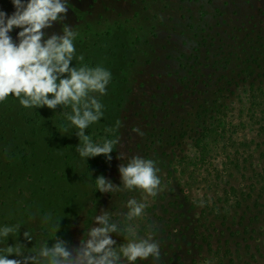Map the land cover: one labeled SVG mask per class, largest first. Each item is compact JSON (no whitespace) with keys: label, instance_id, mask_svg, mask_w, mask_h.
I'll use <instances>...</instances> for the list:
<instances>
[{"label":"rangeland","instance_id":"rangeland-1","mask_svg":"<svg viewBox=\"0 0 264 264\" xmlns=\"http://www.w3.org/2000/svg\"><path fill=\"white\" fill-rule=\"evenodd\" d=\"M66 6L45 39L71 27L70 66L110 71L106 94H95L103 117L86 134L119 143L111 161L82 159L71 106L25 108L14 95L0 102V228H15L0 237V255L9 246L34 254L56 238L78 248L107 212L123 233L111 234L117 249L125 236L158 243L159 260L135 264H264V0ZM0 11L10 17L16 8L0 0ZM19 31L9 33L17 43ZM136 156L159 169L154 196L123 190L119 165ZM100 175L120 187L99 192ZM133 199L145 207L129 221Z\"/></svg>","mask_w":264,"mask_h":264},{"label":"clouds","instance_id":"clouds-1","mask_svg":"<svg viewBox=\"0 0 264 264\" xmlns=\"http://www.w3.org/2000/svg\"><path fill=\"white\" fill-rule=\"evenodd\" d=\"M16 11L10 17L0 11V102L9 95L19 99L25 108L47 107L55 111L58 106H71L72 113L67 116L79 138L76 148L82 159L105 156L111 161L115 139H105L93 143L86 130L103 117V105L95 94L105 95L106 86L111 79L110 71L103 67H72L75 57L74 38L71 27L63 29L62 34H52L45 39L44 29L53 22L64 19L67 14V0H12ZM19 28L18 40L9 33ZM83 60V56L79 57ZM51 97V98H50ZM119 124V122H117ZM108 131H111L109 129ZM139 132V129H134ZM142 134V133H141ZM123 190L139 189L148 195H156L161 183L151 159L133 157L126 165H119ZM99 192L111 193L117 186L103 175L96 178ZM202 203V202H201ZM145 205L136 200L128 201L127 219L141 217ZM96 225L88 231V239L81 241L78 248L69 249L67 243L56 238L49 247L46 242L37 253L24 255L13 246L7 248V255H0V264H135L137 260L160 258L159 245L149 236L128 239L117 249L112 233L121 234V228L113 222L107 212L95 217ZM15 228H0V237H8ZM131 233V229L128 230ZM24 237L31 241L25 231ZM134 235V234H133ZM10 255L20 259H9Z\"/></svg>","mask_w":264,"mask_h":264}]
</instances>
